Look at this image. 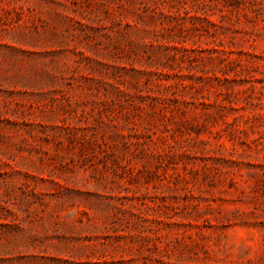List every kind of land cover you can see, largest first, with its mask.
<instances>
[{
  "label": "rangeland",
  "instance_id": "obj_1",
  "mask_svg": "<svg viewBox=\"0 0 264 264\" xmlns=\"http://www.w3.org/2000/svg\"><path fill=\"white\" fill-rule=\"evenodd\" d=\"M0 264H264V0H0Z\"/></svg>",
  "mask_w": 264,
  "mask_h": 264
}]
</instances>
